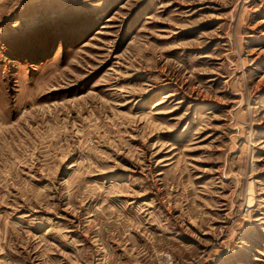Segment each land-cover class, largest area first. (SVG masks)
Listing matches in <instances>:
<instances>
[{"label": "rangeland", "instance_id": "rangeland-1", "mask_svg": "<svg viewBox=\"0 0 264 264\" xmlns=\"http://www.w3.org/2000/svg\"><path fill=\"white\" fill-rule=\"evenodd\" d=\"M0 264H264V0H0Z\"/></svg>", "mask_w": 264, "mask_h": 264}]
</instances>
